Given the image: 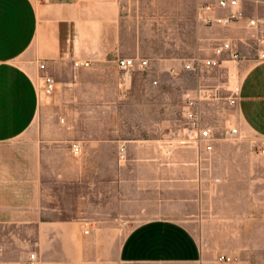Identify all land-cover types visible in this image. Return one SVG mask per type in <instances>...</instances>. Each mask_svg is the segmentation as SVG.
<instances>
[{
	"label": "crops",
	"instance_id": "crops-1",
	"mask_svg": "<svg viewBox=\"0 0 264 264\" xmlns=\"http://www.w3.org/2000/svg\"><path fill=\"white\" fill-rule=\"evenodd\" d=\"M203 1L214 0H155L149 30L130 16L125 0H0V157L25 171L0 174V264L28 251L39 264H65L74 244L87 252L84 264H223L216 261L221 253L264 262V219L257 223L256 208L240 205L250 189L239 182L256 177L225 174L218 161L228 122L264 138V59L240 42L250 32L247 17L264 15L256 11L264 1L242 0L245 17L227 26L197 20ZM218 38L241 45L242 55L187 71L195 78L190 95L208 79L222 95L237 92L233 107L200 103L217 132L213 151L197 156L179 145L187 154L176 157L164 144L133 142L126 117L118 125L106 119L98 103L132 100L114 93L119 57L166 69L177 57L210 55ZM40 60L55 81L51 102L38 88ZM74 61H88V70L107 78L72 77L85 68ZM231 61L241 71L234 83ZM98 86L112 87L111 94ZM5 182L24 188L5 189ZM68 213L93 219L90 230L60 216Z\"/></svg>",
	"mask_w": 264,
	"mask_h": 264
},
{
	"label": "rangeland",
	"instance_id": "rangeland-1",
	"mask_svg": "<svg viewBox=\"0 0 264 264\" xmlns=\"http://www.w3.org/2000/svg\"><path fill=\"white\" fill-rule=\"evenodd\" d=\"M127 3V10L131 17L137 20L145 21V28L149 30L153 22L152 8H156L157 2L155 0H125ZM256 11L260 14L264 13V3L258 4ZM159 8L160 24L162 23V6ZM179 24V23H177ZM161 26V25H160ZM146 28V29H147ZM180 32V30H179ZM181 57H177L166 69H160L159 66H153L151 69H134L129 72H124L118 69L114 77L116 79V86L114 93L121 94L122 97H132V100L124 102L123 100L117 101H103L101 103L104 116L107 117L111 124L118 125L120 117H126V122L122 121V125L128 128V137L137 141L139 139L142 142L154 141L156 144H164L169 150H173L176 157H185L187 154L184 150H179L177 147L182 144L177 143V136L175 134L176 128L182 122V110L185 104L186 95L190 94L189 89L195 85V78L189 72L182 68L183 60ZM80 69L76 74L71 75L75 78H82L85 81L89 78L99 77L104 80L103 73L97 74L88 70L87 66ZM230 77L233 83L237 80L238 75L241 73L237 69L235 61L230 62ZM149 74V75H148ZM157 79L154 85L150 82L152 79ZM211 80H205V84H209ZM41 79L38 75V88L41 94V99L46 101H53V93H46L41 88ZM102 88V93L111 94L107 86L106 90L104 86H98ZM218 87V86H216ZM219 88V87H218ZM79 92L86 93L88 86L86 84L78 86ZM83 104H87L86 102ZM235 115V114H234ZM229 120V119H228ZM231 127H237V133L234 135H223L225 145L224 149L219 156V167L225 174H234L239 176H255V182H239L241 186L250 189L249 197H242L241 206L256 208V222L263 221L264 219V138L256 133L249 132L244 127L239 125L238 120L235 122L227 123L226 130ZM164 153L167 152V148H164ZM195 149V148H194ZM148 150V149H147ZM197 156H199V150L195 149ZM0 153L2 151L0 150ZM123 156V153L120 154ZM214 165H216L214 163ZM208 171L213 169V164L210 162L207 166ZM24 166L21 163L10 162L0 157V174L12 175L22 177L24 175ZM16 189H23V182L14 183H1V187L9 188L13 186ZM254 190V191H253ZM252 191V192H251ZM63 218L76 221L80 226L81 232L87 233L91 225H93V219L87 217H81L75 214H63L60 215ZM117 218V217H116ZM118 221V220H117ZM122 223V221H120ZM258 232L256 231V238L259 239ZM241 234H247V229H240ZM74 242V241H73ZM82 246L72 245L71 253L66 255L67 260L65 264H84L82 257L86 256V251L81 252ZM232 261H219L223 264H264V262H247L243 261L238 256H233ZM41 257L39 258V261ZM162 264V263H160Z\"/></svg>",
	"mask_w": 264,
	"mask_h": 264
},
{
	"label": "built area",
	"instance_id": "built-area-1",
	"mask_svg": "<svg viewBox=\"0 0 264 264\" xmlns=\"http://www.w3.org/2000/svg\"><path fill=\"white\" fill-rule=\"evenodd\" d=\"M242 0H214L203 1L197 9V20L203 24H218L227 26L243 17L245 14L241 10ZM264 1V0H253ZM247 27L250 32L244 40H241L243 46L249 47L257 54V57L264 59V15L247 17ZM241 45L234 44L232 39H215L211 46V53L208 56L192 57L183 60L182 68L189 72H198L214 67H219L223 61V56L229 59L238 58L242 55ZM73 65H89L88 61H74ZM46 62H38L39 77L41 79V88L46 93H53L55 90L54 78L46 72ZM117 66L121 71L129 72L134 69H146L148 60L142 57H119ZM156 79L153 80L156 83ZM230 94L222 95L220 89L216 86L202 83L197 86L195 93L186 95L185 104L182 110V122L176 128L175 134L177 143L193 147L200 152L209 153L213 151L217 139V132L210 126L206 119L201 102L213 101L216 108H219L224 102L227 106L233 107L237 101V92L230 90ZM237 127H231L224 131L223 135H234L237 133ZM71 151L77 154L80 151L78 143L71 144ZM0 247V255L2 254ZM233 256L221 253L217 255L219 261H232ZM10 264H39V257L34 251H28L22 259L11 261Z\"/></svg>",
	"mask_w": 264,
	"mask_h": 264
}]
</instances>
